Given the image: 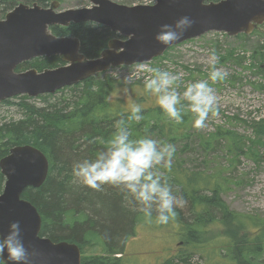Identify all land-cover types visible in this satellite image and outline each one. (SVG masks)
I'll return each instance as SVG.
<instances>
[{
    "label": "trees",
    "instance_id": "obj_1",
    "mask_svg": "<svg viewBox=\"0 0 264 264\" xmlns=\"http://www.w3.org/2000/svg\"><path fill=\"white\" fill-rule=\"evenodd\" d=\"M48 1L0 0V18L18 2H36L44 6ZM50 30L56 36L76 37L80 52L86 58L99 56L110 39L120 37L109 28L91 22L72 23L66 27L55 25ZM62 63L57 55L35 57L19 64L15 71L31 67L41 71ZM99 76L96 74L77 84L65 86L54 94L39 95L43 100H50L63 89L74 93L44 106L26 102L23 100L26 95L14 96L22 98L23 105H17L23 115L18 120L0 123V158L8 153L9 148L24 143L36 146L46 155L49 162L46 179L38 188L28 187L22 195L40 214V236L52 241L75 243L81 253L83 246L88 245L99 250L100 253L89 259L81 258V264H124L123 244L127 237L134 234V222L143 219V213L132 210L133 205L123 199L115 188L105 186L104 191H94L77 187L73 183L72 167L78 161L94 158L103 150L104 142L115 132V123L120 118L126 120L132 139L147 136L165 144V141L175 143L186 140L189 134L185 131V119L176 124L165 116L158 105L143 106L148 93L142 80L131 82V89L136 84L142 91L128 99L115 96L112 78L98 85ZM134 104L142 109L143 119L139 123L127 121ZM211 136L216 139L227 137L233 145L238 143L234 136L223 132L217 131ZM209 144V140H204L201 145L208 148ZM159 170L168 177L174 194L184 202L176 209V218L171 219L182 230L178 236L179 243L206 245L224 233L219 250L222 249L226 262L264 264L263 234H257L264 233V220L228 208L220 196L226 181L223 173L217 172L214 176L199 170L190 173L179 163H173L171 171ZM4 180L0 172V192ZM212 225L218 227L217 236H211ZM190 258L191 255L186 253L175 257L185 263ZM0 264L3 263L0 261Z\"/></svg>",
    "mask_w": 264,
    "mask_h": 264
},
{
    "label": "water",
    "instance_id": "obj_2",
    "mask_svg": "<svg viewBox=\"0 0 264 264\" xmlns=\"http://www.w3.org/2000/svg\"><path fill=\"white\" fill-rule=\"evenodd\" d=\"M89 2L87 7L63 10H56L57 0L47 6L20 2L0 18V103L17 95L53 94L111 67L151 61L167 48L206 32L247 35L264 23V0H155L150 5ZM183 16L195 23L179 39L168 45L155 39L162 25H174ZM80 22L103 25L120 37L110 39L99 56L86 58L76 37L56 36L50 30ZM55 55L62 64L41 71L33 67L15 71L32 58ZM48 169L46 155L31 144L15 145L0 158L5 179L0 192V238L15 222L24 246L34 251L32 264H80L81 251L75 243L40 236V214L22 196L28 187L38 188L44 182ZM0 261L13 264L7 252Z\"/></svg>",
    "mask_w": 264,
    "mask_h": 264
},
{
    "label": "rangeland",
    "instance_id": "obj_3",
    "mask_svg": "<svg viewBox=\"0 0 264 264\" xmlns=\"http://www.w3.org/2000/svg\"><path fill=\"white\" fill-rule=\"evenodd\" d=\"M57 1L58 10L90 5L89 0ZM111 1L125 5H150L155 2ZM213 53L218 58L216 66L228 73L223 82H209L218 98L219 116H210L206 127L196 130L192 127L191 114L184 115L183 119L187 121L185 131L189 138L175 143L165 141V144L175 146L173 163H179L185 171L191 173L199 170L212 176L217 172L224 174L226 181L223 182L224 190L220 196L229 209L264 220V23L247 35L210 31L167 48L162 55L149 62L110 68L100 74L98 85L112 78L115 96L131 99L142 91L136 84L131 89V82L138 80L134 78L137 70L145 65L180 75L182 79L178 91L183 92L187 84L208 79ZM147 75L144 73L143 77ZM126 79L131 80L130 85L125 83ZM140 80L144 82V78ZM61 91L50 100H43L40 96H26L23 100L35 106H44L74 95L69 90ZM146 98L143 106L157 105L154 96L148 94ZM21 99L12 97L0 103V123L22 117L21 107L17 105L22 104ZM217 131L234 136L238 140L237 145H233L227 137L216 139L211 136ZM154 140L163 144L158 139ZM204 140L210 141L208 148L202 147ZM133 227L134 234L127 237L123 244L124 264H230L226 262L222 249L219 250L224 233L206 245L190 246L179 243L178 236L182 230L173 220L159 225L146 223L143 218L134 222ZM211 230V236H217L218 227L212 225ZM257 234H263L264 239V233ZM97 253H100L98 249L83 246L81 258L89 259ZM179 253L189 254L191 258L186 263L176 260Z\"/></svg>",
    "mask_w": 264,
    "mask_h": 264
},
{
    "label": "clouds",
    "instance_id": "obj_4",
    "mask_svg": "<svg viewBox=\"0 0 264 264\" xmlns=\"http://www.w3.org/2000/svg\"><path fill=\"white\" fill-rule=\"evenodd\" d=\"M194 23L188 16L180 17L174 25H162L155 39L168 45ZM217 63L213 53L208 79L187 84L183 92L178 91L181 76L159 68L141 65L134 78H144L145 92L156 98V104L170 121L180 124L184 115L191 114L192 127L200 130L206 127L210 116H219L218 98L209 82H223L228 73L218 68ZM144 73L149 75L143 77ZM141 111L140 105H132L127 121L139 123L143 119ZM175 151L174 145L160 144L147 136L132 139L126 120L120 118L115 123V132L104 142L103 150L92 159L74 163L73 183L94 191H104L105 186L115 188L133 205L132 210L143 213L146 223L164 225L176 218V209L184 203L174 194L168 177L159 170L171 171ZM5 252L13 264H32L34 251H29L21 241L18 223H12L9 233L0 238V257Z\"/></svg>",
    "mask_w": 264,
    "mask_h": 264
},
{
    "label": "flooded vegetation",
    "instance_id": "obj_5",
    "mask_svg": "<svg viewBox=\"0 0 264 264\" xmlns=\"http://www.w3.org/2000/svg\"><path fill=\"white\" fill-rule=\"evenodd\" d=\"M53 1H54V0H53ZM53 1H51V2H53ZM51 2H50V1H49V2H47V4H46V5H44V6H47V5H49ZM18 3H20V2H18ZM18 3H17V4H18ZM35 3H36V2H35ZM17 4H16V5H17ZM16 5H14V6H16ZM14 6H13V7H14ZM13 7H12V8H13ZM58 7H59V5H58ZM12 8H11V9H12ZM11 9H10V10H11ZM56 10H58V8H57ZM62 10H63V9H62ZM8 11H9V10H8ZM8 11H7V12H8ZM7 12H6V13H7ZM6 13H5V14H6ZM5 14H4V15H5ZM3 17H4V16H3ZM3 17H1V18H3ZM206 33H207V32H206Z\"/></svg>",
    "mask_w": 264,
    "mask_h": 264
},
{
    "label": "bare ground",
    "instance_id": "obj_6",
    "mask_svg": "<svg viewBox=\"0 0 264 264\" xmlns=\"http://www.w3.org/2000/svg\"><path fill=\"white\" fill-rule=\"evenodd\" d=\"M165 52V51H164ZM24 144H26V143H24ZM81 257V256H80ZM80 264H81V258H80Z\"/></svg>",
    "mask_w": 264,
    "mask_h": 264
}]
</instances>
